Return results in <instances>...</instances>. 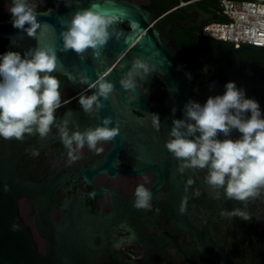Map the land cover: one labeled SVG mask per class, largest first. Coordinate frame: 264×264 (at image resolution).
I'll list each match as a JSON object with an SVG mask.
<instances>
[{
    "label": "flooded vegetation",
    "instance_id": "flooded-vegetation-1",
    "mask_svg": "<svg viewBox=\"0 0 264 264\" xmlns=\"http://www.w3.org/2000/svg\"><path fill=\"white\" fill-rule=\"evenodd\" d=\"M132 1L149 4L151 0ZM193 2L170 12L153 8L166 13L169 20L186 23L190 18L186 9ZM196 2L203 8L199 1ZM29 3L35 5L36 11L49 6L47 0H29ZM11 6L10 0H0V16L10 14L8 9ZM199 28L190 26L184 29L173 23L171 40L167 42L186 70L200 71L197 81H191L189 100L203 105L209 96L197 94L195 87L212 81L226 82L228 73L235 68L242 73H264V47H235L207 40L201 46H188L190 34H196ZM211 47L216 48L207 58ZM53 76L60 81L61 107L55 112L57 121L66 111L80 108L83 92L76 94L68 87L64 76ZM142 90L148 100L158 105L168 94L167 87L157 77L152 78V84L145 83ZM159 117L163 121L162 116ZM58 134L54 124L46 138L38 133L25 134L22 140L12 138L6 144L1 138L0 153L5 145L8 150H13L19 172L26 178L39 180L50 174L51 181L62 179L55 193L56 218L64 214L65 207L72 200L82 202L91 214L99 215L95 223L100 230L96 232L94 242L96 245L105 242L101 264H215L196 250L203 243L205 251H211L210 235L214 244L234 262L264 264V189L260 196L246 202L226 199L221 189L220 199L213 200V193L205 181L207 169L186 168L181 174L177 170L178 161L165 147L166 142L142 144L132 142L129 137L121 144L114 140L98 143L97 148L103 149L99 153L85 145L76 152L78 159L69 164L68 150L58 140ZM240 135L233 130L231 138L237 139ZM139 185L152 193L148 209L133 207ZM32 205L31 199L19 201L22 217L35 232L37 225ZM234 208H241L250 219L233 216L230 211ZM221 209L227 210V214L221 215ZM36 238L39 245H43V240L37 235Z\"/></svg>",
    "mask_w": 264,
    "mask_h": 264
},
{
    "label": "water",
    "instance_id": "water-1",
    "mask_svg": "<svg viewBox=\"0 0 264 264\" xmlns=\"http://www.w3.org/2000/svg\"><path fill=\"white\" fill-rule=\"evenodd\" d=\"M47 1L49 6L46 9L36 11L41 28L36 30L35 37H29L25 32L14 28L12 17L0 19V38L7 40L0 55L7 51H18L23 56L30 48L53 47L57 51L58 65L51 74L64 76L68 87L76 94L83 92L82 96L92 95L96 91L92 85L100 78L114 85V92L109 98L107 100L101 98L104 107L99 110L96 117L90 118L80 106L78 110L66 111L56 123L67 118L72 122L69 124L70 132L76 130L74 125L77 124L79 130L84 131L89 126L100 125L104 117L111 116L113 124L109 127L115 126L117 121L120 125V134L113 139L117 143L126 142L127 137L132 142L142 144L168 141L170 138L167 131L171 129L173 119L177 116L184 117L183 108L189 101L187 97L191 81H197L200 75L198 70L196 72L186 70L168 48L171 25L178 23L184 29L190 26L201 27L202 21H209L213 14L201 8L196 1L186 9L190 16L186 23L169 20L164 12L149 4H138L132 0ZM66 3H70V6H66ZM93 3L99 4L101 8L113 10L118 20L109 29L112 38L103 49L102 55L93 58L89 49L85 54L87 58L81 62L74 51H60L63 41L60 37L62 26L59 18L70 20L76 11L88 8ZM121 10H125L126 14L121 15ZM46 24L50 27L45 26ZM116 31L122 33L119 41L115 39ZM215 48L209 49L207 58ZM137 57L148 63L150 71L143 79L137 78L135 89L126 91L119 81ZM82 75L88 77L87 84L80 82ZM228 76L226 82L212 81L202 87H195V92L213 97L223 95L226 83L233 81L238 88L245 89L247 98H254L259 103L264 117V73H242L235 68ZM153 77L159 78L168 91L166 100L159 105L148 100L142 90L145 83L152 84ZM129 96L136 99L130 102ZM173 108L176 109L174 115ZM151 114H158L163 118L158 132L152 127ZM56 136L61 140L59 134ZM4 140L6 144L9 139ZM139 148L143 149L142 146ZM50 179V174L39 180L24 177L19 172L14 151L4 146L3 152L0 153V264H101L105 242L102 245H96L94 242V236L100 230L95 223L99 215L91 214L83 207L82 202L72 200L65 207L64 214L56 218L55 193L62 179L56 181ZM4 185L10 186V191H4ZM24 198L33 201L32 211L37 225L35 232L20 213L19 201ZM14 223L19 225V230H12L11 226ZM36 235L43 240V245H39ZM209 238L210 252L205 251L203 243L198 245L196 250L215 264H238L222 248L214 244L212 235Z\"/></svg>",
    "mask_w": 264,
    "mask_h": 264
},
{
    "label": "clouds",
    "instance_id": "clouds-1",
    "mask_svg": "<svg viewBox=\"0 0 264 264\" xmlns=\"http://www.w3.org/2000/svg\"><path fill=\"white\" fill-rule=\"evenodd\" d=\"M8 11L14 28L35 37L36 30L41 28L35 5L29 0H12ZM120 13L125 15L126 11ZM117 20L113 10L101 8L97 3L76 11L70 20L59 18L63 41L60 51L72 50L83 62L91 49L93 58H99L112 38L109 29ZM121 35L116 31L115 39L119 41ZM57 65V51L53 47L30 48L23 56L18 51L0 55V137L22 140L25 134L38 133L46 138L55 124L71 164L78 159L76 152L85 145L93 152H102L103 149L97 148L98 143L111 142L120 134V125L117 121L115 126L109 127L113 124L111 116L84 131H80L77 124L74 125L76 130L70 132L72 122L67 118L56 123L55 112L61 107L60 81L51 73ZM149 71L145 60L134 58L119 83L124 90H133L137 87V78L143 79ZM80 82L87 84L88 77L82 75ZM92 87L96 91L90 96H81L79 100L90 118L96 117L104 107L101 98L107 100L114 92L113 83L102 78L97 79ZM128 99L131 102L136 97L129 96ZM175 112L173 108V115ZM183 116V119H173L170 139L165 143L168 152L178 161L177 170L183 174L186 168L207 169L205 181L213 193V200L220 199L221 189L226 199L239 202L260 196L264 189V117L259 103L254 98H247L245 89L229 81L223 95L209 96L203 105L190 99L184 105ZM150 120L158 132L161 127L159 115L151 114ZM233 130L241 134L239 138H231ZM118 164L115 163L114 167ZM4 191H10V186L4 185ZM151 199V191L139 185L133 207L148 209ZM227 212L220 211L221 215ZM230 212L244 220L250 219L241 208ZM11 227L13 231L19 230L18 224Z\"/></svg>",
    "mask_w": 264,
    "mask_h": 264
},
{
    "label": "built area",
    "instance_id": "built-area-1",
    "mask_svg": "<svg viewBox=\"0 0 264 264\" xmlns=\"http://www.w3.org/2000/svg\"><path fill=\"white\" fill-rule=\"evenodd\" d=\"M193 1L197 0L180 1L170 11ZM219 7L223 20L206 21L201 25L202 35L235 47H264V0H219Z\"/></svg>",
    "mask_w": 264,
    "mask_h": 264
},
{
    "label": "trees",
    "instance_id": "trees-1",
    "mask_svg": "<svg viewBox=\"0 0 264 264\" xmlns=\"http://www.w3.org/2000/svg\"><path fill=\"white\" fill-rule=\"evenodd\" d=\"M180 1H189V0H151L149 5L155 8H160L164 12L169 11L175 6H178L180 4ZM201 3V6L211 12L213 14L212 20H223V17L220 16L218 13L219 7V0H197ZM182 7V6H179ZM177 7V8H179ZM176 9V8H175ZM174 10V9H173ZM172 11V10H171ZM11 18V14L7 15H1L0 19H9ZM206 23V22H204ZM203 23V24H204ZM209 41L210 43L216 42L219 40H216L211 37H207L201 34V27L198 29V32L196 34L192 33L190 34V39L188 40L187 45L188 46H201L203 45V41ZM7 42L6 39L0 38V52L3 50L5 43ZM223 42V41H220Z\"/></svg>",
    "mask_w": 264,
    "mask_h": 264
}]
</instances>
